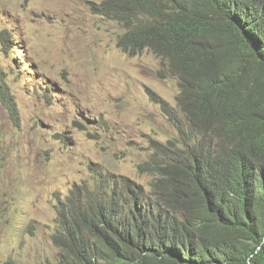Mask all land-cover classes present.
Segmentation results:
<instances>
[{"label":"trees","instance_id":"1","mask_svg":"<svg viewBox=\"0 0 264 264\" xmlns=\"http://www.w3.org/2000/svg\"><path fill=\"white\" fill-rule=\"evenodd\" d=\"M89 9L123 26L122 51H151L177 78L176 108L149 93L178 136L139 165L153 177L148 193L98 167L59 199L58 264H264V0ZM0 97L18 120L3 86Z\"/></svg>","mask_w":264,"mask_h":264},{"label":"rangeland","instance_id":"2","mask_svg":"<svg viewBox=\"0 0 264 264\" xmlns=\"http://www.w3.org/2000/svg\"><path fill=\"white\" fill-rule=\"evenodd\" d=\"M91 1L0 0V91L18 109L0 97V264H58L59 199L98 167L148 193L139 165L178 136L149 93L176 108L177 78L151 51H122L123 26Z\"/></svg>","mask_w":264,"mask_h":264},{"label":"bare ground","instance_id":"3","mask_svg":"<svg viewBox=\"0 0 264 264\" xmlns=\"http://www.w3.org/2000/svg\"><path fill=\"white\" fill-rule=\"evenodd\" d=\"M127 8V7H126ZM59 197V196H58ZM67 197V196H66Z\"/></svg>","mask_w":264,"mask_h":264}]
</instances>
